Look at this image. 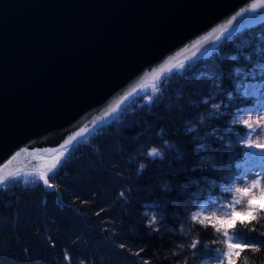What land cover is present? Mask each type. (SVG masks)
<instances>
[{
    "label": "trees",
    "instance_id": "1",
    "mask_svg": "<svg viewBox=\"0 0 264 264\" xmlns=\"http://www.w3.org/2000/svg\"><path fill=\"white\" fill-rule=\"evenodd\" d=\"M263 63L264 19L175 72L158 103H130L74 146L55 179L50 175L56 188L47 189L36 176L0 187V264H195L224 246L226 231L246 242L236 264H264V213L219 231L192 218L202 200L240 173L235 164L244 159L237 154L246 148L234 138L246 129L229 120L253 101L236 93L243 76L235 69L259 73ZM228 92L234 101L224 118L202 124L211 101L227 103ZM208 131L228 132L225 143L209 138L201 146L197 137ZM164 142L174 147L165 150ZM152 148L163 158H146ZM204 157L217 167L206 168ZM148 206L156 209L153 222Z\"/></svg>",
    "mask_w": 264,
    "mask_h": 264
},
{
    "label": "water",
    "instance_id": "2",
    "mask_svg": "<svg viewBox=\"0 0 264 264\" xmlns=\"http://www.w3.org/2000/svg\"><path fill=\"white\" fill-rule=\"evenodd\" d=\"M263 15L264 0H0V183Z\"/></svg>",
    "mask_w": 264,
    "mask_h": 264
},
{
    "label": "snow or ice",
    "instance_id": "3",
    "mask_svg": "<svg viewBox=\"0 0 264 264\" xmlns=\"http://www.w3.org/2000/svg\"><path fill=\"white\" fill-rule=\"evenodd\" d=\"M216 51V49L214 50ZM208 52V49L204 50L203 54ZM213 52V51H212ZM212 52L208 53V55H211ZM232 60H236V56L231 57ZM250 59V58H249ZM191 63V62H189ZM182 69L185 68V65L180 66ZM257 67L261 68V72L257 73L255 69L245 72L241 68H236L235 72L238 76H243L242 81H238L236 85V93L239 94V96L243 99L248 98H254L255 104L257 106V115H260L262 119H264V79H261L260 81H257V76H264V65H257ZM249 77H251V82H249ZM217 87L219 88V84H217ZM159 99L161 97H158L156 100H153L151 96H149V104L152 103H158ZM234 96L232 92L227 93V103H224L222 99H214L211 101L210 109L206 112V118L201 117L200 122L202 124H205L207 126L208 120L213 119H223L226 110L228 107L233 103ZM122 103V102H121ZM207 104L208 101H205ZM120 105L117 104L111 109V112L108 113V115H111L112 113H115L119 110ZM250 109L248 108H238L236 109V116H234L232 119L229 120L230 125L234 124H240L244 127V129L247 130L246 135L235 136V143L237 146L244 144L245 148L248 150H244V148H241V151L237 154L239 156H242L245 160V164L249 160H254L256 157L257 152L253 151L254 148L262 149L259 154H264V145L262 144H255L253 145L250 142H247V134H250L252 132H255L256 134H264V125L261 124V119H257L253 121L251 118L247 119H239L238 117L241 115H247ZM257 127H259V131H257ZM191 131V129H188ZM86 130L84 131H77L75 135L71 137V139L68 141L70 144L74 141H78L79 139L83 138L85 135ZM228 132H231V128L228 129ZM228 132H226L224 135L216 136L214 131H208L205 133L204 136L197 137L201 141V146L204 145V143L207 142L209 138H213L215 142L224 144L226 141V137L228 136ZM163 131H161V139L163 140ZM229 146H231V140H228ZM162 147L165 150L172 149L174 146L168 144L167 142H164L162 144ZM178 151V150H177ZM63 153H59L53 163L51 164L49 171L52 173V178L55 179L56 172L58 171V166L62 167L61 164V157L63 156ZM146 158H150L151 160L155 161L157 158L162 159L163 153L158 150L157 148H152L151 151L145 153ZM259 163V168L257 169H251L246 167L242 164H235L236 169H241L240 175L238 177H235V180L241 182L244 184L243 188L236 189L237 192L241 193L244 197H247V206L237 211L235 206L229 205L232 207L231 213L226 217H205L204 219H199L197 216H193L192 218L194 220H197L201 224H205L206 222L212 223V226L215 227L218 231L221 228L228 229L230 227H234L236 223L240 224H251L253 221L257 220L259 213H264V184L261 183V180H264V159L256 160ZM202 164L206 166L208 169L214 170L217 165L212 161L211 157H204L202 158ZM140 168L143 169L144 165L141 164ZM257 172L259 175V178H257ZM251 176L252 180H254V183H248L247 179ZM40 179L43 181V184L52 187V185L49 183V176L47 173H40ZM233 178L229 177V181H231ZM259 191V195L256 194V191ZM224 191H230L228 187L224 188ZM121 196H123V193H121ZM259 200L261 203H256V201ZM236 204L240 203V200L237 199L235 201ZM156 209L154 208V212ZM159 215L161 216V219L164 217L163 211L159 212ZM248 217V219H238V217ZM225 235H227V232H225ZM195 245H193L194 247ZM123 247V246H122ZM228 248L230 251L227 253L228 258V264H236V261L233 260V256L239 257L240 251H243L241 248L240 251H233L234 249L240 248V245L238 244H229ZM258 250V249H257ZM67 258V257H66Z\"/></svg>",
    "mask_w": 264,
    "mask_h": 264
},
{
    "label": "rangeland",
    "instance_id": "4",
    "mask_svg": "<svg viewBox=\"0 0 264 264\" xmlns=\"http://www.w3.org/2000/svg\"><path fill=\"white\" fill-rule=\"evenodd\" d=\"M257 81H260V80H257ZM155 89H156V84L150 83L148 85H145L138 93L151 94L153 91H155ZM238 118L239 119L251 118L253 121H255L257 119H261V124L264 125V119H262L260 115H257V107L250 109V111L248 112V114L246 116L241 115ZM257 131H259V127H257ZM247 142H250L253 145H255V144L264 145V134H256L255 132L247 134ZM252 150L257 152L258 154H256V157L254 158V160H249L247 162V164H245V162H244L243 165H245L248 168L258 170L259 163L256 160L264 159V154H259V152H261L262 149L254 148ZM57 155L58 154H56L54 158H56ZM27 173H34V172L27 171ZM40 173H42V172H40ZM257 178H259L258 172H257ZM247 182L250 184V183H254L255 181L252 180L251 176H249L247 179ZM261 183L264 184V180H261ZM243 187H244L243 183L236 181L231 187H228L230 189V191H228V192L231 194H229V193L224 194V195L220 196V197H222L221 199L218 196L210 197V198L206 199L204 202L201 203V205L196 210L195 216H197V217H209L210 215L212 216V215L216 214L218 217H226L232 211V207H230L229 205L235 206L237 211L244 209L247 206V197H244L241 193L236 191V189L243 188ZM255 191H256V194L259 193L258 190H255ZM237 199L240 200L239 204L235 203V201ZM230 243L231 244H237L238 241L235 239V237L230 236V237H228V245ZM229 251H230V249L228 248V250L224 256L227 257V253ZM210 264H217V261L214 258H212V259H210Z\"/></svg>",
    "mask_w": 264,
    "mask_h": 264
}]
</instances>
